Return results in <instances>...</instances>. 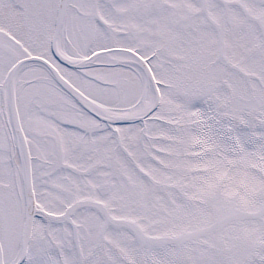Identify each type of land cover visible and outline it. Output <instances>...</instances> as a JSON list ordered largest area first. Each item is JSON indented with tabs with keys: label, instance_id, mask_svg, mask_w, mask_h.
I'll list each match as a JSON object with an SVG mask.
<instances>
[{
	"label": "snow or ice",
	"instance_id": "snow-or-ice-1",
	"mask_svg": "<svg viewBox=\"0 0 264 264\" xmlns=\"http://www.w3.org/2000/svg\"><path fill=\"white\" fill-rule=\"evenodd\" d=\"M0 264H264V0H0Z\"/></svg>",
	"mask_w": 264,
	"mask_h": 264
}]
</instances>
